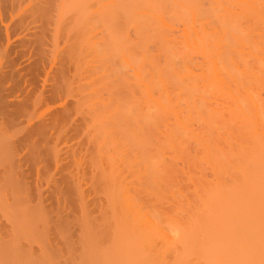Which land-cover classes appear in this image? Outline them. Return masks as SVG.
<instances>
[{"label": "bare ground", "instance_id": "bare-ground-1", "mask_svg": "<svg viewBox=\"0 0 264 264\" xmlns=\"http://www.w3.org/2000/svg\"><path fill=\"white\" fill-rule=\"evenodd\" d=\"M0 264H264V0H0Z\"/></svg>", "mask_w": 264, "mask_h": 264}]
</instances>
